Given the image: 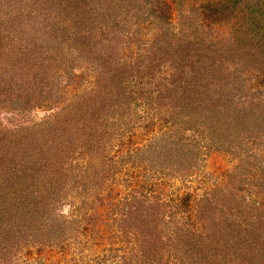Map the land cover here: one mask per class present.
<instances>
[{
    "label": "rangeland",
    "instance_id": "obj_1",
    "mask_svg": "<svg viewBox=\"0 0 264 264\" xmlns=\"http://www.w3.org/2000/svg\"><path fill=\"white\" fill-rule=\"evenodd\" d=\"M78 1L0 0V264H249L241 232H264L254 71L234 53L220 66L229 45L189 13L165 30Z\"/></svg>",
    "mask_w": 264,
    "mask_h": 264
},
{
    "label": "trees",
    "instance_id": "obj_2",
    "mask_svg": "<svg viewBox=\"0 0 264 264\" xmlns=\"http://www.w3.org/2000/svg\"><path fill=\"white\" fill-rule=\"evenodd\" d=\"M39 1L62 3L65 0ZM187 1L188 0H105L104 3H108L109 6L106 8L101 6L99 11H97V9L92 12L93 14L90 15V18L95 17L96 19L97 12H101L102 16L104 14V17L110 16L113 13L117 16L124 15L130 20H135L137 24H141L147 23V19H151L152 16L155 18V21H150L151 28L156 23V25H160V28L167 30L175 14L180 17L189 13L188 15H191L195 19L197 27L196 35H198L200 39L205 40L209 38L211 40L216 38L226 47L229 45L228 47L232 49V52L229 53L230 49L225 51L224 48H221L223 51H221L220 54V66L230 65V60L233 58L231 56L234 53L235 56L233 59L236 65L239 66V62H241V66L237 67L236 70L239 72H244L246 70L254 71L251 76L257 77L259 80L258 86L260 91L263 92L264 0H190L192 4ZM78 2L76 5L79 7L82 0ZM101 4H103V2ZM81 6L83 7L82 4ZM66 9L71 13L70 5L64 9V12L67 11ZM145 13H147V15ZM144 17H146V19H144ZM10 24L15 25L13 22H10ZM91 35H93V33ZM202 36L207 37L202 38ZM94 38L95 36H93V39ZM202 40H198L195 43L191 41L189 46L205 48V45L201 44ZM225 58H228V61L223 60ZM1 85L2 83L0 82V87ZM261 105L262 102L255 101L251 109L247 111L253 119V123L248 127L251 130H258L256 131L258 135L260 131L264 130V107H260ZM196 125V123H192V126L190 125L187 127L194 128ZM179 136H177V138H179ZM229 151L233 152L232 147L229 148ZM241 161L246 162L247 160L241 159ZM189 202L188 198L183 199L182 205L187 207ZM255 224L254 228H251L249 231L247 228H235L234 230L236 233L247 230L241 232L244 234L240 236L242 239L239 240L238 243V247H240L241 253L243 254L242 258L249 261V264H264V232L259 229L261 228L260 223L257 224L255 222ZM193 236L195 237V234H193ZM198 240V238H196V241H194L193 238H188L185 244L189 246L188 253L189 251L191 254L197 252V249H193L192 245H198ZM233 247L238 250L234 245ZM248 255L251 257L247 259ZM180 260L181 264H191L192 261H188L184 257ZM124 262L126 263L127 261ZM202 263L204 264V258Z\"/></svg>",
    "mask_w": 264,
    "mask_h": 264
}]
</instances>
